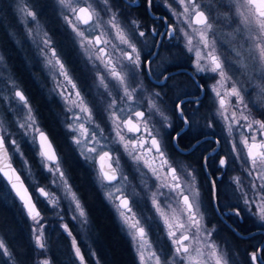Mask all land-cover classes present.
<instances>
[{"label": "snow or ice", "instance_id": "obj_1", "mask_svg": "<svg viewBox=\"0 0 264 264\" xmlns=\"http://www.w3.org/2000/svg\"><path fill=\"white\" fill-rule=\"evenodd\" d=\"M167 3L176 11L183 9L185 15L176 20L183 26L188 13L183 0L179 4L177 0ZM252 3L264 18L256 0ZM161 5L165 7L163 0H104L103 3L101 0H44L43 3L37 0L35 4L17 0L16 11L21 14L28 35H32L34 24L41 36L37 59L47 64L56 80L53 94L65 105V130L70 134L78 159L92 171L96 188L113 208L121 231L130 238L138 264H175L173 249L189 253L190 238L196 246L191 264H207L205 256L211 264H264V116L257 111L250 94L229 82L231 72H226L215 52L209 50L203 33H200V46L194 48L193 39L186 32V49L176 47L181 40L175 30L176 23L165 18L168 15L161 19L155 14ZM140 9L152 17L151 27L134 15ZM48 11L55 15L59 27L65 30L63 35L77 47L85 62L98 71L97 93L109 102L115 114L114 126L118 128L123 123L134 137L131 143L127 137H120L124 152L130 148L129 154H135L143 165L139 184L131 192L117 167L123 161L111 159L112 147L108 143L112 139L111 127L96 132L88 123L81 122V116L91 119L89 109L95 111V101L86 104L81 99L56 45L58 37L53 38L41 25L40 17ZM192 23L202 26L203 16L197 12ZM113 33L114 40L106 38ZM110 44L111 48L106 47ZM181 53L191 56L195 74L188 86H179L174 92L168 83L171 77L165 74L168 68L157 74L153 65L167 55L179 67ZM7 68L6 61L0 63V85L4 86L0 88V111L5 114L0 120V175L19 200L21 217H26V224L31 223L28 238L20 243L19 250L0 235V264H53L46 220L57 235L69 238V264L92 261L105 264L94 242L89 243L87 253L82 251L78 233L87 239L94 231L90 214L65 170L59 143L31 111L19 82L11 75L5 78ZM205 75L214 83L206 85ZM150 77L155 78L154 83ZM165 89L172 95L165 93ZM200 93L204 94L203 100ZM219 118L228 121L227 136L223 138L214 135ZM27 144L32 146L31 154L35 153L27 169L33 183L22 180L24 173L13 167L16 156L21 152L26 155ZM237 162L243 171L238 176L231 175ZM33 167L48 177L47 182H43L44 176L36 181ZM213 167L220 171L214 172ZM224 177H230V183L225 186L232 196L221 208ZM41 203L50 210L47 214ZM141 204L144 209H150L147 215L140 210ZM206 205H215L213 212L219 213L222 220L235 216L245 222L247 216L248 222L260 226L255 231L247 230L248 250L241 251L238 247L245 241L236 240L241 233L235 228L231 240L217 235L208 220ZM49 216L53 219L49 220ZM153 223L160 231L158 240H150ZM252 241L257 246L252 247Z\"/></svg>", "mask_w": 264, "mask_h": 264}, {"label": "clouds", "instance_id": "obj_2", "mask_svg": "<svg viewBox=\"0 0 264 264\" xmlns=\"http://www.w3.org/2000/svg\"><path fill=\"white\" fill-rule=\"evenodd\" d=\"M101 2L103 3L104 0H101ZM180 2L181 0H177L178 4ZM163 3L165 5L163 8L167 9V12L161 16V19L167 16L169 12L172 13L169 19L175 18L177 20L185 15L183 9L176 11L167 3V0H163ZM256 3L259 6V11L264 12V3H261L260 0H256ZM183 4L188 9L187 20L183 22V26H181L180 22L175 25V30L179 32L181 37L180 43L176 47L186 49L184 39L186 32L188 36L192 37L194 48L200 46V33H203L207 38L209 50L215 52L222 68L226 72H231L229 82L233 85L238 84L239 89L243 93L250 94L253 104L258 106L257 111L264 116V95H261L264 93V18L258 15L257 8L253 6L252 0H195V2L183 0ZM197 12L203 16L204 24L202 26L192 23V17ZM107 19L106 17L103 22L105 27L107 26ZM49 23L53 38L65 37L63 35L65 30L59 27V22L55 15L49 17ZM8 34L9 37L15 40L18 47H22L11 29H9ZM67 41L70 42V48L66 53L62 47L61 40H55L63 57V63L66 66L69 78L76 85V91L81 94V99H84L86 104L93 101L89 99L90 93L97 98L95 99V111L92 108L89 109L91 119L81 116V122L86 120L96 132H105L106 129L111 127L112 139L108 141L112 147L111 159L113 162L123 161L122 165L118 163L117 167L120 169L122 179L130 186L131 192L133 186L138 185L137 182L141 178L143 165L137 160L135 154H129L131 153L130 148L127 152H124L120 137H127L129 143L134 142V137L129 135L123 123L118 128L114 126L113 117L115 114L111 112L109 102L105 101L97 93L98 71L92 67L90 68L88 63L81 59L77 47L70 39H67ZM181 58L187 63L190 56H185L184 53H181ZM5 61V53L0 50V63ZM30 61L29 63V60L26 59L21 64L23 71L28 73V80L34 91H25L22 84L19 83L21 86L20 90L30 102L31 111L39 116L42 126L51 133L52 137L56 139L53 131H50L49 126L52 124H55L56 131L62 133L66 142L64 146L60 147L65 170L69 176L72 174L73 185L80 193L84 204L85 202H90V211L99 220L101 216L97 215L98 210H106L108 212V205L104 202L105 199L99 191H93L96 188L93 173L88 166L81 163L78 159L70 134L65 130L66 124L63 121V115L57 110L59 104L53 98V88H49L45 80V71L51 72V69L46 63H42L37 59V53L30 58ZM249 89L253 91L249 93ZM46 95L47 99L45 98ZM34 101L35 103H33ZM45 112L47 113L46 115L44 114ZM216 135L223 138L222 132H216ZM105 138H107L106 133ZM17 147L19 148V145ZM34 159L35 153L32 154L31 159L23 152L19 155L21 166L26 171ZM76 173L78 175H75ZM40 174L44 176L43 172ZM44 178L48 179L47 176H44ZM204 187L207 188V184H204ZM153 191H156V189H153ZM149 211L150 209L145 208L146 213ZM206 211L208 212L209 222L213 223L219 236L224 229L214 215L213 205H206ZM232 217H229V219L237 227L243 223L237 217H235V220ZM192 235L194 237L195 230ZM161 243L163 244L164 241L161 240ZM189 243L191 248L187 254L173 249L172 256L175 257V264H191L190 258L196 255V246L191 242ZM204 259L207 264H211L207 256Z\"/></svg>", "mask_w": 264, "mask_h": 264}, {"label": "flooded vegetation", "instance_id": "obj_3", "mask_svg": "<svg viewBox=\"0 0 264 264\" xmlns=\"http://www.w3.org/2000/svg\"><path fill=\"white\" fill-rule=\"evenodd\" d=\"M165 12H167V9L163 8V6L161 5L160 7H158L156 9V13L155 14L158 15V16H163ZM134 15L137 16V17H139V18H141V23L142 24H145L146 23V24H148L149 27H151L152 17L145 15V12H144L143 9H140V11L134 13ZM170 16H171V14L169 13L167 17H165V16L164 17L165 18H169ZM172 22L174 24L176 23L175 18H172ZM5 34H4V38L6 37ZM106 38H109V39H113L114 40L115 39V35L113 33L111 37H106ZM57 39L58 40H61L62 47L64 48L65 52L67 53L68 50H69V48H70V42L67 41V38L66 37H63V38L62 37H58ZM116 43H118V41H116ZM174 43H175V41H174ZM8 47L11 48L13 50V52L16 53V55H17V61H18L19 65L22 66L21 62L24 59L22 58L21 52L13 45V43H9V46ZM106 47L111 48L112 45L110 44V45H108ZM181 47H183V46L181 45ZM153 50H155V49H153ZM173 51L175 52V49H173ZM18 53H19V55H18ZM35 54H36V50L32 51V53H30V55H31L30 58L33 57V56H35ZM185 56H190V55H188L187 53H185ZM80 57H81V59H83L85 61V59L82 58L81 54H80ZM190 61H191V56H190V59L188 60L187 63H185L183 61V59L180 58V60H179L180 66L177 67V66H175L171 62V57H168L167 55H165L164 60H157L156 61V64L153 65V69L156 71L157 74H159V72L160 71H163L165 67L168 68V71L165 74L171 77V79L168 81V83H169V86L175 92V91H178L179 86H188L190 77L195 74L194 73V69H193L192 64H191ZM30 62L31 61L29 60V63ZM97 63H99V62H97ZM88 66L91 68V65L90 64H88ZM26 74H27V78H28V73H26ZM197 75H199V74H197ZM49 79H50V72L45 71V80H46V82L48 84V87L49 88H54L55 85H56V83L49 82ZM149 80L152 83L155 82V78L154 77H150ZM18 81L20 82V79H18ZM28 82H29V80H28ZM204 82H205L206 85L207 84L214 83V81L211 80V77L209 75H205L204 76ZM146 86L150 87V84H148L146 82ZM28 87H29V91H34L31 88L30 82L28 84ZM101 91H102V89H101ZM153 91H155V89H153ZM164 91L168 95H172V93L169 92L168 89H165ZM252 91H253L252 89H249V93H251ZM45 98L47 99V95H46ZM53 98L56 99L57 102H58V104H59V107L57 108V110L59 112H61L62 115H64L65 114L64 111H63L64 110V107H63L64 105H63V102H62L61 98L58 95H54V94H53ZM89 99H92V100L95 101V99H97V98L93 97L92 94L90 93L89 94ZM200 99H202V100L204 99V94L203 93H200ZM33 103H35V101ZM140 103H142V102H140ZM188 107H189V110H191V106H188ZM128 110L129 109L127 108V106H125L124 111L127 112ZM144 110L145 111H148L147 108H145ZM230 112H231V109H229V114H230ZM44 114L46 115L47 113L45 112ZM218 122H219V126L217 127L216 132H222L223 133V137L224 136H227L226 129H227V126H228V121L227 120H224L222 118H219ZM49 127H50V131H53L54 135L56 136V140L59 143L60 147L64 146L66 142L63 139L62 133L56 131L55 124H52ZM216 132L214 133V135H216ZM238 136H239V130H237V137ZM188 139H190V137ZM188 139H185V141H184L185 144L188 143ZM201 150H203V149H201ZM195 163L196 164H199V160H195ZM15 167H16V169H18L20 171V169L18 168V166L15 165ZM34 168L35 167H33V169ZM212 170L214 172L220 171V169L219 168H216V167H213ZM242 171L243 170L240 167L239 162H237L235 169L231 171V175H240L242 173ZM36 173H38V172H36ZM35 177H36V181H40V178L41 177L39 175L37 176L35 174ZM22 180H25L27 182V180L25 179L24 176H22ZM33 182L34 181H31V183H33ZM43 182H47V179H44ZM201 182L202 183L204 182L203 177L201 178ZM27 183H30V182H27ZM221 183H223V184L221 185V203L219 204V207L222 208V207H224V202H226L227 200H229L231 198V196H232V193H231L230 189H228L225 186L226 184L230 183V177H224V181H221ZM95 189L98 191L97 188H95ZM102 197H103V195H102ZM16 201L19 204V202H18L17 199H16ZM106 204L108 205V208H109L108 213H110V215L112 216L111 217L112 218V221L114 223H117L119 231L122 233V235H123V237H124V239H125L128 247L130 248L131 252L133 253L136 264H138V261H137V258H136V254L134 252V248H133V246H132V244L130 242V238L124 232L121 231V226L117 222V219H116L114 210L111 208V206L109 205L108 202H106ZM40 207L45 210V213L46 214L50 211L49 209L46 208V206L43 203H41ZM176 207H179V205H176ZM213 207H215V205H213ZM214 215L216 216V219L219 221V224L222 225L223 226V229H224L220 233L219 236L221 238L231 240L235 236V233L232 231V229L235 228L237 232H240L241 233V236H236L235 237L236 240L243 239L245 241V243L239 244L238 247L240 248L241 251L248 250L250 246L248 244L247 230L248 229H252L253 231H255V227H260V226L259 225H255L254 223L248 222L250 220V218L247 217V216H245V222H243L239 227H237V225L232 224L231 219H229L228 217H225L222 220L220 218L219 213H214ZM51 219H53V217L49 216V220H51ZM232 219L235 220L236 219L235 216H233ZM24 220H26V217L24 218ZM28 224H30V223L28 222ZM45 224H46V226L49 229L48 244L50 245V241H52V239L54 237H56L57 234L54 231L53 225L51 223H49L48 220L45 221ZM192 231H194V229ZM54 234H55V236H54ZM80 234L82 235V233H80ZM63 236L68 240V238H67L66 235H63ZM82 237H83V235L80 236V238H82ZM159 237H160V232L158 231L157 226L156 225L155 226H151V236H150V239L158 240ZM84 240L85 239H80V241H79L80 246L82 248H85V243L83 242ZM190 242H193L194 243V239H191L190 238ZM251 246L252 247L257 246V242L256 241H252ZM233 255H236V253L234 252Z\"/></svg>", "mask_w": 264, "mask_h": 264}, {"label": "trees", "instance_id": "obj_4", "mask_svg": "<svg viewBox=\"0 0 264 264\" xmlns=\"http://www.w3.org/2000/svg\"><path fill=\"white\" fill-rule=\"evenodd\" d=\"M37 2V0H35ZM43 3L44 0H39ZM52 15L50 11L46 12L44 18H46L48 23L46 27L48 32L51 33V25L49 23V17ZM4 17V16H3ZM5 18V17H4ZM6 44V40H4ZM9 43V42H8ZM11 56L9 59V64L13 73L16 74L17 78L20 79L22 86L25 91H29L27 74L23 71V67L19 65L17 61V55L15 52L11 51ZM19 69V71H17ZM26 155L29 157L30 153L26 151ZM70 174V178H71ZM75 175H78L76 173ZM72 181V179H71ZM73 183V181H72ZM93 191H97L94 189ZM105 202V201H104ZM106 203V202H105ZM88 213L92 224L94 226V231L89 234L87 238L90 242H94L96 247L99 249L101 255H103L105 264H136L134 255L128 247L122 233L118 229L117 223L112 221V216L106 210H98L97 215L101 216L97 220L96 216L90 211V202H85ZM98 207V205H97ZM109 209V208H108ZM15 229V234L13 236V243L11 242V237L7 233V229ZM0 231L3 237L7 240L11 247L19 250V245L23 240L28 238V224L25 223L24 218L21 217L19 211V204L17 203L11 190L5 183V181L0 176ZM55 236V234H54ZM67 239L63 235H57L50 241V257L53 264H66L67 257L61 255L60 252L65 253L67 249ZM57 250V252H56ZM82 251L87 253L88 248H82ZM69 264V263H68ZM94 264V261L91 262Z\"/></svg>", "mask_w": 264, "mask_h": 264}, {"label": "rangeland", "instance_id": "obj_5", "mask_svg": "<svg viewBox=\"0 0 264 264\" xmlns=\"http://www.w3.org/2000/svg\"><path fill=\"white\" fill-rule=\"evenodd\" d=\"M26 2H30V3H33V4L36 3L35 0H26ZM16 3H17V0H0V50L4 51L5 56H6L7 66H8V68L5 70V78H7L8 75H11L18 81V78H17L16 74L13 73V70L11 69V65L9 64V62H10L9 59H11L10 58V56H11L10 52L13 51L11 48L8 47L9 43H13V45L21 52L22 58L24 60H26V59L30 60V56H31L30 53H32V51L37 49V45H38V42L41 39V36L38 33V30L35 28L34 24H32V35H28V28L24 24L21 23V14L16 11ZM46 20L47 19L44 18V16L40 17L41 25H43L44 28L48 31V29L46 27V23H48V21H46ZM30 23H31V21H30ZM9 29H11L15 33V36L20 41V45L22 47H18L16 42H15V40H13L11 37H9V34H8L9 33ZM4 34L6 35L5 38H4ZM4 40H6V45L4 43ZM55 75L58 76L57 73H55ZM49 82L56 83V80L53 79V73L52 72H50ZM3 87H4L3 85H0V88H3ZM63 107H65V105ZM4 115L5 114L2 111H0V120H3ZM84 122L87 124L86 121H84ZM22 144H23V141H22ZM31 147H32L31 144H27L26 147H25V153L27 151L28 154L29 153L31 154ZM31 157H32V154L29 156V158H31ZM13 162H14V164L16 166H18L20 171L24 173L23 176L25 177L27 182L31 183V181H33V180H32L31 177L28 176L27 171L22 168L21 162L19 160V156H16ZM36 172H37L36 168H34L33 169L34 176L36 174L37 176L39 175L41 177V174L40 173H36ZM137 183L139 184V182H137ZM127 188L130 191V186L129 185H127ZM65 207H67V206H65ZM140 210L142 212H145V209L143 208L142 204L140 205ZM145 215H147L146 212H145ZM29 223H31V222L29 221ZM155 225L156 224L153 223L151 226H155ZM74 231H75V229H74ZM2 232L0 231V235L3 236L4 232H3V234H2ZM7 233L12 238L11 242L13 243V236L15 234V229L14 228L10 229V227H8ZM78 235L82 236L83 233H82V235L80 233H78ZM80 239H85L83 242L85 243L86 247L88 248L89 241L84 237V235ZM150 240H154V239H150ZM67 241H68V245H67V249L68 250L65 253L60 252V254L62 256L65 255V257H67V260H68V253L70 251L69 238H68ZM191 243H193V242H191ZM193 244H195V240H194ZM56 252H57V250H56ZM134 252H135V250H134ZM136 258H137V256H136ZM68 263H69V260L67 261L66 264H68Z\"/></svg>", "mask_w": 264, "mask_h": 264}, {"label": "water", "instance_id": "obj_6", "mask_svg": "<svg viewBox=\"0 0 264 264\" xmlns=\"http://www.w3.org/2000/svg\"><path fill=\"white\" fill-rule=\"evenodd\" d=\"M13 167H14V165H13ZM14 168H15V167H14ZM0 176L2 177V179L6 182V184L8 185V187L10 188V190L12 191L11 186L8 184L7 180L4 179L2 175H0ZM12 193H13V192H12ZM13 194H14V196H15V193H13ZM17 200H18V199H17ZM18 201H19V200H18Z\"/></svg>", "mask_w": 264, "mask_h": 264}]
</instances>
